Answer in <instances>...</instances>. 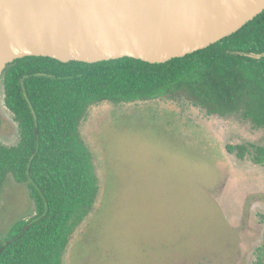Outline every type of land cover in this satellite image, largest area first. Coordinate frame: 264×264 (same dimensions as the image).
I'll return each instance as SVG.
<instances>
[{
    "label": "rangeland",
    "instance_id": "rangeland-1",
    "mask_svg": "<svg viewBox=\"0 0 264 264\" xmlns=\"http://www.w3.org/2000/svg\"><path fill=\"white\" fill-rule=\"evenodd\" d=\"M0 84L11 118L0 135L15 132L1 141L12 145L20 131ZM81 128L101 192L64 264H264V164L226 148L264 146V128L165 97L94 105ZM35 212L29 183L9 177L0 239Z\"/></svg>",
    "mask_w": 264,
    "mask_h": 264
},
{
    "label": "trees",
    "instance_id": "trees-1",
    "mask_svg": "<svg viewBox=\"0 0 264 264\" xmlns=\"http://www.w3.org/2000/svg\"><path fill=\"white\" fill-rule=\"evenodd\" d=\"M0 79L20 131L16 144H0V196L12 177L29 183L36 204L33 216L17 220L0 239V264H64L101 192L81 128L89 109L105 102L185 99L212 114L238 112L264 128V10L233 34L163 63L25 56L8 63ZM226 148L264 164V146Z\"/></svg>",
    "mask_w": 264,
    "mask_h": 264
},
{
    "label": "water",
    "instance_id": "water-1",
    "mask_svg": "<svg viewBox=\"0 0 264 264\" xmlns=\"http://www.w3.org/2000/svg\"><path fill=\"white\" fill-rule=\"evenodd\" d=\"M264 0H0V76L25 56L163 63L233 34Z\"/></svg>",
    "mask_w": 264,
    "mask_h": 264
},
{
    "label": "flooded vegetation",
    "instance_id": "flooded-vegetation-1",
    "mask_svg": "<svg viewBox=\"0 0 264 264\" xmlns=\"http://www.w3.org/2000/svg\"><path fill=\"white\" fill-rule=\"evenodd\" d=\"M1 96H2V85L0 84V98ZM4 119H11V118L9 117L8 113L4 110L3 105L1 104V100H0V127L2 126V122ZM14 133H4L0 135V144L6 143L5 141H1V139L3 140L9 139L10 137L15 135Z\"/></svg>",
    "mask_w": 264,
    "mask_h": 264
}]
</instances>
